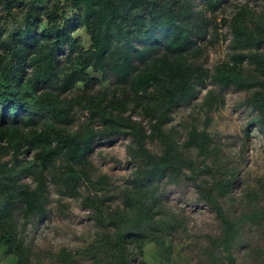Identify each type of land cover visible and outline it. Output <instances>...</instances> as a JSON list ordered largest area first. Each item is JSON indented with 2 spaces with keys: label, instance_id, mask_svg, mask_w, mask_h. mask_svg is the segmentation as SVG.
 I'll list each match as a JSON object with an SVG mask.
<instances>
[{
  "label": "trees",
  "instance_id": "obj_1",
  "mask_svg": "<svg viewBox=\"0 0 264 264\" xmlns=\"http://www.w3.org/2000/svg\"><path fill=\"white\" fill-rule=\"evenodd\" d=\"M37 1L31 0L24 31L0 39V246L17 264H31L23 235L46 214L51 184L61 196L80 200L96 228L85 248L59 250L62 264H78L80 255L91 264H138L144 246L162 239L143 228L154 222L158 179L167 176L190 181L219 221V234L208 238L209 261L237 264L233 247L241 228L264 216L253 209L230 216L224 200L234 201L237 170L218 163L213 171L191 155L204 159L221 153L207 132L214 91L199 106L203 128L191 123L181 139L172 122L175 110L193 99L195 81L208 78L221 89L246 92L250 123L264 132V12L238 7L227 21L230 59L210 72L199 63L197 43L207 39L206 13L219 0H204L199 10L195 0H52L41 35L31 19ZM62 1L78 12L79 25L91 38L88 50L60 27ZM5 2L11 11L14 2ZM88 69L113 81L94 88ZM76 110L89 117L78 129L73 128ZM120 136L130 139L127 150L139 167L123 189L124 207L116 212L109 204V178L95 175L88 156L97 140ZM148 143H156L159 152Z\"/></svg>",
  "mask_w": 264,
  "mask_h": 264
},
{
  "label": "rangeland",
  "instance_id": "obj_2",
  "mask_svg": "<svg viewBox=\"0 0 264 264\" xmlns=\"http://www.w3.org/2000/svg\"><path fill=\"white\" fill-rule=\"evenodd\" d=\"M14 8L9 11L5 0H0V39L10 33L24 31V17L31 7V0H12ZM52 0H38L32 8V21L36 24L35 34L41 35L46 26L45 12ZM199 10L204 0H195ZM248 5L252 10L264 12V0H219L214 9L207 10L211 21L205 41H199L197 58L205 71L227 62L231 56V33L229 21L240 5ZM217 8V9H216ZM59 25L67 27L83 51L91 47V38L84 27L79 25L78 12L68 2L62 1L58 8ZM140 47L142 45H139ZM159 48V49H158ZM158 51L160 46H158ZM66 52L59 54L64 63ZM147 57V55L145 56ZM89 79L94 88H104L113 81V76L88 69ZM196 91L191 101L181 104L174 112L172 125L182 134L191 123L200 128L205 125V116L200 105L210 90L214 91L215 104L209 116L207 132L221 153L215 158L197 157L191 153L196 163L207 165L213 171L222 163L237 170L232 185L233 202L224 200L225 211L232 217L249 210H256L264 216V132L251 124L252 111L244 105L247 93L234 88L221 89L208 78L195 81ZM88 115L75 111L73 128L78 129L88 123ZM130 139L120 136L111 140H97L88 158L92 162L95 175H106L111 185L112 208L117 212L124 207V192L132 173L139 162L127 150ZM151 151L159 152V146L148 143ZM219 160V161H218ZM203 163V164H202ZM30 181L29 178H26ZM158 208L154 222L144 227V234L154 233L162 237L159 242H149L143 248L138 264H213L209 261L208 238L220 232L219 221L211 209L199 199L195 186L188 180H172L167 176L158 179ZM19 207V206H18ZM46 214L36 217L24 233V242L31 251V264H62L58 252L62 248L79 251L85 248L96 232L89 211L80 200L61 196L49 184ZM20 214L19 209L15 212ZM256 223L245 224L233 247L237 264H264V218ZM78 264H91L84 256H77ZM0 264H17V259L7 254L0 246ZM220 264V263H215Z\"/></svg>",
  "mask_w": 264,
  "mask_h": 264
}]
</instances>
